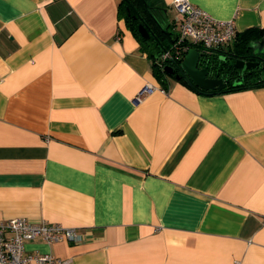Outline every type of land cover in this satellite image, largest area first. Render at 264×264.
Listing matches in <instances>:
<instances>
[{
	"label": "crops",
	"instance_id": "crops-1",
	"mask_svg": "<svg viewBox=\"0 0 264 264\" xmlns=\"http://www.w3.org/2000/svg\"><path fill=\"white\" fill-rule=\"evenodd\" d=\"M189 1L264 28V0ZM118 3L0 0V220L77 228L24 242L65 264H264V86L159 82Z\"/></svg>",
	"mask_w": 264,
	"mask_h": 264
},
{
	"label": "built area",
	"instance_id": "built-area-1",
	"mask_svg": "<svg viewBox=\"0 0 264 264\" xmlns=\"http://www.w3.org/2000/svg\"><path fill=\"white\" fill-rule=\"evenodd\" d=\"M171 5L177 13L174 21L178 32L171 49L163 51L160 59L182 60L189 48L197 46L203 57L199 58V62L209 64V60L204 59V53H212L234 38L233 18H215L189 0H172ZM157 88L155 84L145 82L134 96V102L141 101ZM37 237L48 243L62 239L79 243L83 234L72 226L47 221L34 223L21 216L0 220V264L66 263L51 253L26 251L24 242Z\"/></svg>",
	"mask_w": 264,
	"mask_h": 264
},
{
	"label": "trees",
	"instance_id": "trees-1",
	"mask_svg": "<svg viewBox=\"0 0 264 264\" xmlns=\"http://www.w3.org/2000/svg\"><path fill=\"white\" fill-rule=\"evenodd\" d=\"M156 1L157 0H119L118 8L124 15L127 26L137 38L141 50L146 52L149 57L153 75L159 82L164 83L166 74L175 76V73H177L176 71H178L177 65L175 64H178L181 60L177 61L170 58L160 59V54L163 51L171 49L177 35L173 37L172 31L168 28L169 25L174 23V20L167 23L166 26H163L161 23L160 8ZM140 22L151 30V34L148 38H144L139 33L137 25ZM260 38L264 39V28H249L235 34L234 38L231 40L232 45L229 47L226 46V49L223 46L212 53H204V59L206 58L209 60V64L206 66L208 75L223 78L225 86L221 90L203 92H227L264 86V55H262L259 66L244 69L243 71L233 66L235 60L234 53H250L251 50L247 47L248 42L252 39ZM219 52L222 53V57ZM199 54V58L203 59L201 51ZM169 66L172 67L171 72L166 71V68ZM186 83L195 89L188 81H186Z\"/></svg>",
	"mask_w": 264,
	"mask_h": 264
},
{
	"label": "water",
	"instance_id": "water-1",
	"mask_svg": "<svg viewBox=\"0 0 264 264\" xmlns=\"http://www.w3.org/2000/svg\"><path fill=\"white\" fill-rule=\"evenodd\" d=\"M137 28L144 38H148L151 34V30L142 22L138 23ZM247 47L251 50L250 56L257 57V59L246 60L243 57H236L233 66L239 68L240 71L259 66L262 55H264V39H252L248 42ZM175 65H177L178 71L184 75L186 81L198 91L221 90L225 86L223 78L208 75L207 68L199 66V51L197 46L189 48L182 60ZM166 71L171 72L172 67L169 66L166 68ZM176 77L178 78L177 75Z\"/></svg>",
	"mask_w": 264,
	"mask_h": 264
},
{
	"label": "flooded vegetation",
	"instance_id": "flooded-vegetation-1",
	"mask_svg": "<svg viewBox=\"0 0 264 264\" xmlns=\"http://www.w3.org/2000/svg\"><path fill=\"white\" fill-rule=\"evenodd\" d=\"M234 54H235L234 58H236V57H243V58H245L246 60H248V59H252V60L257 59V57H251V56H250V53H234ZM247 56H249V57H247ZM260 59H261V58H260ZM204 65L207 66L208 64L203 63V62L200 61L199 66L202 67V66H204ZM176 72H177V73H175V75H177L179 78H183V79H185V77H184L183 74H181L179 71H176ZM185 80H186V79H185Z\"/></svg>",
	"mask_w": 264,
	"mask_h": 264
},
{
	"label": "rangeland",
	"instance_id": "rangeland-1",
	"mask_svg": "<svg viewBox=\"0 0 264 264\" xmlns=\"http://www.w3.org/2000/svg\"><path fill=\"white\" fill-rule=\"evenodd\" d=\"M166 13L169 20L174 19V17L177 15L176 11H174L173 9H168Z\"/></svg>",
	"mask_w": 264,
	"mask_h": 264
}]
</instances>
